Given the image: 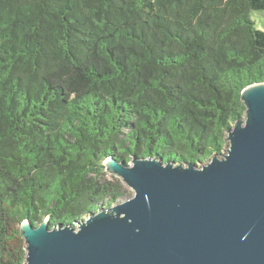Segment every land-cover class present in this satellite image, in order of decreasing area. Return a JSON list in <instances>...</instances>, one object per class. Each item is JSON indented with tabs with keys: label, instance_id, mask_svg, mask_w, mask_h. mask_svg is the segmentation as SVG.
<instances>
[{
	"label": "trees",
	"instance_id": "1",
	"mask_svg": "<svg viewBox=\"0 0 264 264\" xmlns=\"http://www.w3.org/2000/svg\"><path fill=\"white\" fill-rule=\"evenodd\" d=\"M253 10L264 0H0V264L24 263L23 220L75 225L128 195L109 157L224 152L264 82Z\"/></svg>",
	"mask_w": 264,
	"mask_h": 264
},
{
	"label": "water",
	"instance_id": "2",
	"mask_svg": "<svg viewBox=\"0 0 264 264\" xmlns=\"http://www.w3.org/2000/svg\"><path fill=\"white\" fill-rule=\"evenodd\" d=\"M241 97L223 153L201 165L109 157L133 194L75 225L23 220V264H264V82Z\"/></svg>",
	"mask_w": 264,
	"mask_h": 264
},
{
	"label": "rangeland",
	"instance_id": "3",
	"mask_svg": "<svg viewBox=\"0 0 264 264\" xmlns=\"http://www.w3.org/2000/svg\"><path fill=\"white\" fill-rule=\"evenodd\" d=\"M252 18L257 22V24H258V26H259L260 28L264 29V11H255V10H253V11H252ZM224 151H226V148H225ZM201 164H202V163H201ZM199 165H200V164H199ZM109 174H110V173H109ZM109 176H110V175H109ZM123 184H124V183H123ZM124 186H125V188H126V190H127V193H128L129 195L134 193L133 190H132L130 187L126 186L125 184H124ZM124 199H125V197L120 198V199H118L116 202L122 201V200H124Z\"/></svg>",
	"mask_w": 264,
	"mask_h": 264
}]
</instances>
